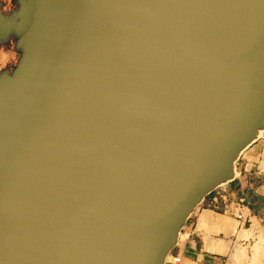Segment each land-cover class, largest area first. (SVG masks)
<instances>
[{"label":"water","instance_id":"water-1","mask_svg":"<svg viewBox=\"0 0 264 264\" xmlns=\"http://www.w3.org/2000/svg\"><path fill=\"white\" fill-rule=\"evenodd\" d=\"M12 41L0 264H167L264 137V0H0Z\"/></svg>","mask_w":264,"mask_h":264},{"label":"crops","instance_id":"crops-1","mask_svg":"<svg viewBox=\"0 0 264 264\" xmlns=\"http://www.w3.org/2000/svg\"><path fill=\"white\" fill-rule=\"evenodd\" d=\"M238 171L239 178L196 210L167 264L172 255L180 256V264H237L239 250L264 233V137L243 154ZM239 212L244 220L237 219Z\"/></svg>","mask_w":264,"mask_h":264},{"label":"flooded vegetation","instance_id":"flooded-vegetation-1","mask_svg":"<svg viewBox=\"0 0 264 264\" xmlns=\"http://www.w3.org/2000/svg\"><path fill=\"white\" fill-rule=\"evenodd\" d=\"M14 7H15L14 5L5 4L3 10L7 11V8L13 9ZM18 60H19V55L16 53L14 49L13 41L9 45L0 46V72L6 68H10L11 70H13Z\"/></svg>","mask_w":264,"mask_h":264},{"label":"rangeland","instance_id":"rangeland-1","mask_svg":"<svg viewBox=\"0 0 264 264\" xmlns=\"http://www.w3.org/2000/svg\"><path fill=\"white\" fill-rule=\"evenodd\" d=\"M260 242V237H258L257 238V240H255V242H252L250 245H248V247H246V248H244L243 250H242V258L243 257H245V258H241V256H240V258L242 259V261H239V262H237L239 259H237L236 260V262H237V264H241L242 262H246V264H253V263H251L250 261H251V259L252 260H254V258L253 257H255V250L253 249L254 248V246H256L257 244L256 243H259ZM264 252V251H263ZM264 255V254H263ZM253 256V257H252ZM262 258L264 259V256H262ZM261 258V259H262ZM170 259V258H169ZM240 259V260H241ZM262 259V260H263ZM262 260L261 261H259V263L258 264H263L262 263ZM264 261V260H263ZM253 262V261H252Z\"/></svg>","mask_w":264,"mask_h":264},{"label":"bare ground","instance_id":"bare-ground-1","mask_svg":"<svg viewBox=\"0 0 264 264\" xmlns=\"http://www.w3.org/2000/svg\"><path fill=\"white\" fill-rule=\"evenodd\" d=\"M261 231V230H260ZM243 232H245V231H243ZM260 233H262V232H260ZM262 234H264V233H262ZM261 234V235H262ZM254 235V234H253ZM261 235H259L260 236V242L259 243H256L257 245L256 246H254V250H255V257H253L254 258V260H252L251 259V263H253V264H258L259 263V261H261L263 258H262V256H264L263 254H264V237H261ZM249 236V235H248ZM263 236V235H262ZM239 252H242V251H240L239 250ZM243 253V252H242ZM240 255H241V253H240ZM237 256V255H236ZM239 258V254H238V257L236 258L235 257V260H237ZM241 258H242V256H241ZM240 258V259H241ZM243 258H245V257H243ZM242 258V259H243ZM262 258V259H261ZM242 259L241 260H238L237 262H239V261H242ZM264 260V259H263ZM262 260V263L264 262ZM253 261V262H252ZM240 263V262H239ZM250 264V263H249ZM264 264V263H263Z\"/></svg>","mask_w":264,"mask_h":264},{"label":"built area","instance_id":"built-area-1","mask_svg":"<svg viewBox=\"0 0 264 264\" xmlns=\"http://www.w3.org/2000/svg\"><path fill=\"white\" fill-rule=\"evenodd\" d=\"M237 219L239 220H244V215L242 212H239L236 214ZM181 263V258L179 255H172L168 261V264H180Z\"/></svg>","mask_w":264,"mask_h":264}]
</instances>
